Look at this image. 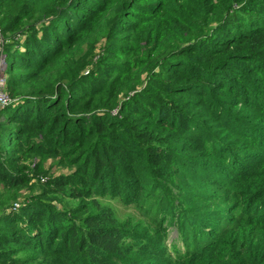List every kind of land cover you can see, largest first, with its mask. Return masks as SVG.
<instances>
[{
  "label": "trees",
  "instance_id": "1",
  "mask_svg": "<svg viewBox=\"0 0 264 264\" xmlns=\"http://www.w3.org/2000/svg\"><path fill=\"white\" fill-rule=\"evenodd\" d=\"M0 27V264H145L116 199L181 212L147 264H264V0H0Z\"/></svg>",
  "mask_w": 264,
  "mask_h": 264
},
{
  "label": "rangeland",
  "instance_id": "2",
  "mask_svg": "<svg viewBox=\"0 0 264 264\" xmlns=\"http://www.w3.org/2000/svg\"><path fill=\"white\" fill-rule=\"evenodd\" d=\"M5 48V52H4V57H6V69L3 68V75L7 78V68L9 65V57H7L8 52H7V47ZM100 49V46L97 50ZM98 54V51H96ZM6 55V56H5ZM9 61H8V59ZM4 59V58H3ZM98 57L97 55L94 57L93 61H97ZM88 72H86L87 74ZM14 101V100H12ZM16 102H13L12 105H8L6 108H4L2 111H0V117H3L4 115V111L13 106ZM119 113V110L115 111L113 113L114 116H117ZM4 120V118H0V121ZM173 145H176V142L172 141L171 142ZM177 150V148H176ZM46 168L50 169V173L51 175H61V174H69L71 170L68 169H64L61 166H59L57 164V162L50 160L49 162H47ZM171 193L173 194L174 197L178 196L177 191L175 190L174 187L171 188ZM105 204L111 206V208L115 211L117 220L119 221L120 225H129L131 228L129 231H131V233L135 232L140 234L141 236H146L147 235V242H143L142 244H140V252L141 255L143 254V256H140L138 258H133L132 261L133 263L137 262V261H142L145 264L147 263H151L153 261H156L153 258L152 255V251H151V247L152 244L160 247L161 249H163L165 246L168 247V245L170 246L175 240L176 238H178V233L176 231V229L174 228L175 225L173 223H175L176 220H170V217H176V215L178 213H181L177 210H174V208H172L173 210H171L170 212H168L165 217L166 220L163 225H162V229L161 227H159V225H155V223L152 221L151 217H147L145 216L144 213H142L136 206L135 204L132 203H124L122 202V200H106L104 202ZM178 209V208H177ZM167 230V233H164V231ZM133 231V232H132ZM179 245L181 246L182 243L179 242Z\"/></svg>",
  "mask_w": 264,
  "mask_h": 264
},
{
  "label": "built area",
  "instance_id": "3",
  "mask_svg": "<svg viewBox=\"0 0 264 264\" xmlns=\"http://www.w3.org/2000/svg\"><path fill=\"white\" fill-rule=\"evenodd\" d=\"M6 40L3 35V31L0 27V111H2L4 108H6L8 105H12L13 102H16L15 100L12 101L9 97V95L6 92V86H7V78L3 75V58H4V52H5V46ZM14 210H17L20 206L19 204L14 205Z\"/></svg>",
  "mask_w": 264,
  "mask_h": 264
},
{
  "label": "water",
  "instance_id": "4",
  "mask_svg": "<svg viewBox=\"0 0 264 264\" xmlns=\"http://www.w3.org/2000/svg\"><path fill=\"white\" fill-rule=\"evenodd\" d=\"M6 57H4V59H3V64H4V69H6Z\"/></svg>",
  "mask_w": 264,
  "mask_h": 264
}]
</instances>
